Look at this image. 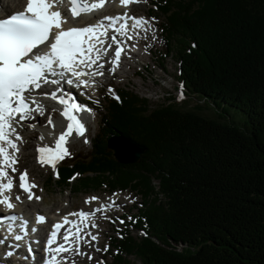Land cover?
Listing matches in <instances>:
<instances>
[{"label":"trees","instance_id":"obj_1","mask_svg":"<svg viewBox=\"0 0 264 264\" xmlns=\"http://www.w3.org/2000/svg\"><path fill=\"white\" fill-rule=\"evenodd\" d=\"M152 6L164 18L166 50L177 42L179 79L203 105L150 107L118 90L88 157L60 163L54 185L142 198L133 227L147 235L111 238L112 264H131V255L141 264H264V0ZM226 107L244 117L242 128L218 115ZM117 134L145 147L138 164H120L108 150Z\"/></svg>","mask_w":264,"mask_h":264},{"label":"snow or ice","instance_id":"obj_2","mask_svg":"<svg viewBox=\"0 0 264 264\" xmlns=\"http://www.w3.org/2000/svg\"><path fill=\"white\" fill-rule=\"evenodd\" d=\"M63 2L64 0H26L23 9L12 14H8L5 8L0 6V17H2L0 18V206H3L8 213H12L16 207L11 196L16 180L13 174L18 173L19 188L27 194L28 200L41 199L32 191L38 185L29 180L27 169L19 171L16 167L19 163V145L25 142L18 128L24 126L22 122L32 121L37 115H43L45 112V106L34 93L51 98L63 106L60 114L67 121L66 126H62L59 134L53 136L52 145H38L36 149L37 162L42 167L50 166L59 178L56 166L65 158L71 157L69 150L71 139L83 137V142L89 143L86 138L88 127L80 113L90 111L62 95L64 89L60 88L61 83L83 88L93 87L96 84L95 77L103 76L105 71L114 73L119 68L122 54H125L129 47L125 41H133L138 37L147 39L149 32L153 33L152 39H156L153 26L155 17H136L127 12L116 16H104L95 24L65 28L64 25L68 20L62 15L59 7ZM106 2L108 0H69L71 15L76 18L91 13L104 7ZM138 2L140 0H120L122 6ZM141 33L145 35L141 36ZM131 47H135V44ZM145 47L147 49V45ZM110 51L112 58L106 59ZM106 63L111 67L106 69ZM49 85H55L56 88L47 90L45 86ZM183 88L184 85L181 83V91L177 97L179 100L184 98ZM108 92L120 102V97L114 94L111 87ZM47 125L52 129L56 128L50 115L47 118ZM27 126L35 127L34 124ZM39 139L43 141L44 135L42 134ZM72 179H75V176ZM115 196L117 194L113 193V197ZM99 199L98 196H91L85 200V203L91 204ZM15 201L22 202L21 196L16 195ZM114 208L120 209L122 206L109 197L108 203H100L92 211L81 209L63 216L62 222L52 225L44 248L45 256L42 264H69L68 256L62 255L65 253L87 255V258L92 260L91 255L81 251V245H90L92 241H98V234L93 235L91 231L86 230L99 227L94 222L98 213H107ZM104 218L111 220L112 223L118 220L121 225L125 224V221L119 217L112 220L105 215ZM4 219L13 222L22 221V228L28 224L22 215L9 214L0 217V222ZM128 220L135 223L131 216ZM45 222L46 217L37 214L36 223ZM65 225L68 227L65 228ZM61 229H64L63 233ZM6 231L9 235H13L15 241L23 239L21 235L13 234L12 224L7 226ZM31 232H37V228L32 227ZM119 233L118 229L117 234ZM142 234L147 235V233ZM58 237L62 242H58ZM85 237H90V241ZM0 243H3V240H0ZM95 250L101 251L98 247ZM107 250L108 246L105 245L103 251ZM28 252L32 254L34 250L28 248ZM6 255L12 256L13 252L9 251ZM71 264H75V261ZM98 264H104V261L101 260Z\"/></svg>","mask_w":264,"mask_h":264},{"label":"rangeland","instance_id":"obj_3","mask_svg":"<svg viewBox=\"0 0 264 264\" xmlns=\"http://www.w3.org/2000/svg\"><path fill=\"white\" fill-rule=\"evenodd\" d=\"M150 1V0H146ZM156 2V0H152V2ZM141 4V5H140ZM139 5V6H138ZM137 6H135L133 9L135 11H138L140 14L141 13H150L151 16H156L155 17V22H154V28H155V33L154 35L156 36V39H152L153 33L149 32L147 33L149 36V39L147 40V48L150 49L152 48V52L149 53L147 51H142L141 58L138 59L140 61L139 65L132 64L129 68L128 66H122L120 71L116 69V71L113 73L116 75L115 77L112 76H106L107 79H109V86H104V90L101 93L96 94V97L93 96L92 94H88V97L90 100H93V105H89L91 109H93L95 112L93 115H95V121L91 125L92 128L90 129L88 136L86 137L89 140V143L85 144L83 142L84 139L80 140V138H75L76 141L72 143V145H69V150L71 152V157L65 158L63 161L60 162H70L73 161L76 157L79 158H86L89 155V152L91 150V145H92V139H94L98 133H99V127H98V122L100 120V117L102 114H104V107L106 105V101L113 98V94L108 92L109 87H111L114 91L125 89L129 92H132L139 96L140 98H145L147 99L150 107H156L159 105H162L163 103H177L181 108L183 109H193L196 106H202L203 102L200 98L192 96L186 89L185 87L183 88V94L184 98L182 100L177 99L179 92L181 91L180 85H181V79H179V68L182 66L181 60L178 59V56L176 55V47H177V42L176 43H171L173 47H169L166 50V44H165V39L164 36L160 30V25L163 23V16L158 13L157 11L154 10V8L147 6L146 2L143 0V2L138 3ZM152 11V12H151ZM157 26V27H156ZM175 45V48H174ZM170 50V52H169ZM186 51V50H185ZM139 58V57H138ZM143 65V66H142ZM144 65H146V69H144ZM124 69V70H123ZM147 70H152V74L148 73ZM124 71H126L124 76H120ZM136 71L137 76H133L132 72ZM119 72V73H118ZM126 76V77H125ZM128 76V77H127ZM139 76V77H138ZM129 80V81H128ZM106 84V83H104ZM183 84V83H182ZM97 96H100L99 99H97ZM92 98V99H91ZM168 100H170L168 102ZM224 107V106H223ZM228 109V107H226ZM225 109V110H226ZM213 111H215L213 109ZM204 113H208V111H204ZM218 115L224 118L225 123H233L235 126L242 128L245 119L242 115H240L237 111L233 109H228L226 112H218ZM52 117V115L50 114ZM55 118H57L54 115ZM63 117L59 115L58 118ZM57 119H53V121H57ZM47 124H42V125H37L39 126L40 129H43L44 126ZM27 126V125H26ZM25 126L26 131L23 132L22 136L26 140V143H29L31 145V148L28 150H21L20 152V159L19 163L17 164V168L23 171L24 169H27L28 173L31 174L32 178H30L31 181L35 182L38 187L35 188L37 191V195L41 199L36 200L33 198L32 204L35 205V209H32V212H36L38 214H42L45 216L51 217L52 215H60V213L67 212H73L72 210L78 211V210H85L87 209L88 211H92L94 208V202L91 204H86L85 200L91 196H99L102 198L103 201H106L108 196H106L108 193L107 191L104 190H99V191H84L81 193H72L70 191V188H59L57 185H54V179H52L53 176V170L50 166L45 165L41 166L37 162V157L38 153L36 151L37 146H43L44 144L52 145L54 142L52 141H41L39 138L36 139H31L29 137L30 133H33L29 130V127ZM51 130L50 126H46L45 129L41 130ZM40 131V130H39ZM60 131V129H59ZM88 132V131H87ZM87 135V133H86ZM27 136V137H26ZM80 140V141H79ZM31 153L33 156H29V158H25L24 154ZM22 155V156H21ZM24 155V156H23ZM23 163V164H22ZM24 165V167L22 166ZM58 165V164H57ZM18 178V175L16 176ZM50 178L51 184L47 183V180ZM76 180H74V184L76 183ZM157 187V182L154 181L153 183ZM43 187V189L41 188ZM14 189H18L23 191L22 189L19 188V182L15 183V186L11 192L13 196L15 197ZM128 193V195H134L136 194L132 192H122L121 195L125 196ZM27 194H24V198ZM137 198L133 200H126V199H121L123 203V211L125 213H130L133 214L130 209H132L130 204H133L132 207L135 208H141L143 206L142 204V198L139 196H136ZM25 201H31L28 200V198L25 199ZM132 201V202H130ZM159 203V202H158ZM97 204V203H96ZM144 209V206L142 207ZM85 210V211H87ZM120 213V210L116 209ZM74 211V212H75ZM112 211V213L110 212ZM116 211H114L116 213ZM122 211V210H121ZM130 211V212H129ZM59 213V214H58ZM66 215V214H65ZM109 217H111L112 220H115L114 217H117V214L115 215L113 213V210H109L107 214H105ZM103 214H97L95 217V223L99 226L98 228H89V231L93 235L98 234V241H92L91 245L85 244L86 248L84 251L89 255L93 257L92 260H89L87 258V255L85 256H79L76 260L74 257H72L69 260V264H71L72 261H75V264H98L99 261L103 260L104 264H112V257L111 253L109 250L106 252L103 251L105 248V245L108 246L109 248V242L111 241V238L114 236H117L116 231L119 230H124L126 229V224L128 222L127 219H123L125 221V224L121 225L118 220H116L115 223H112L111 220L105 219ZM30 219V217H28ZM28 219V220H29ZM130 228L128 229L130 232V235L133 236L134 238H141L145 237L143 232L140 230V228L136 229L133 228L132 226H129ZM93 230V231H92ZM120 237V235H119ZM117 237V238H119ZM85 239L90 241V237H85ZM96 247L100 248L101 251L97 252L95 249ZM73 256V255H72ZM128 260L131 264H141L136 257L134 256H129Z\"/></svg>","mask_w":264,"mask_h":264},{"label":"bare ground","instance_id":"obj_4","mask_svg":"<svg viewBox=\"0 0 264 264\" xmlns=\"http://www.w3.org/2000/svg\"><path fill=\"white\" fill-rule=\"evenodd\" d=\"M25 1L26 0H0V6H3L4 8H5V10H6V12L8 13V14H12V13H14V12H16V11H20L21 9H23V6H24V4H25ZM67 5H68V0H64V2L60 5L62 8H63V11H66V9H67ZM138 5V4H137ZM136 5V6H137ZM141 5V4H140ZM139 6V5H138ZM135 7V6H133V5H128V6H122L121 4H120V0H108V2H106V4H105V6L104 7H102V8H100V9H98V10H95L94 12H97V11H100L99 13H98V15L95 17L96 19H101L102 17H104V16H116V15H119V14H121L122 12H124L125 10H127L128 12H132L133 10H135V9H133V8ZM138 12V11H137ZM140 14V13H139ZM84 14H82L81 16H83ZM139 17H145V18H147V17H151V14L148 12V13H141L140 15H139ZM80 21V19H78L77 20V22H79ZM65 25H67V23L65 24ZM130 34H134V33H130ZM143 35H145L144 33H141V36H143ZM149 39V36H148V34H147V39H142L141 38V40H143L142 41V45L145 47V45H146V43H147V40ZM152 48H150V49H146V47H145V51H147V52H149V53H151L152 51ZM139 56H137V55H130V58H128V59H125V62H122L121 61V63H120V66H119V68H121L122 66H130V63L131 62H134V59H136V58H138ZM112 58V52H109V56L106 58V59H111ZM111 67V65H107V66H105V68L107 69V68H110ZM144 69H146V66L144 67ZM124 70V69H123ZM147 72L148 73H151L152 74V70H147ZM125 73H126V71H124L120 76H124L125 75ZM116 76V75H114L113 73H110V72H108V71H105V74L103 75V77H104V83H108L109 82V79H107L106 78V76ZM132 75L133 76H137V72L136 71H133L132 72ZM126 77V76H125ZM128 77V76H127ZM139 77V76H138ZM129 81V80H128ZM80 93H79V96H73V95H71V94H69V93H67V94H64L66 97H68L69 99H71V100H74L75 102H77V103H79V104H81V105H83L86 109H91L90 107H89V105L91 104V106L93 105V100H90L89 99V97H88V94L90 95V93H88L86 90H83V89H79L78 90ZM101 92H103L102 90L101 91H99V90H97V94L98 93H101ZM100 98V96H97V99H99ZM92 99V98H91ZM89 104V105H88ZM47 106V108H46V110H47V114L45 115V116H41V117H35V119L34 120H32V121H30L29 123H27V124H23L24 126L23 127H19L18 128V131L20 132V134L22 135L23 134V132L24 131H26V130H24L25 129V126L26 125H28V124H34L35 126H37V125H42V124H47V118H48V116L50 115V114H54V110H55V108L53 107V106H48V105H46ZM61 115V114H60ZM85 121H90L89 119H85ZM54 123L56 124V128L55 129H52L51 128V130H44V131H39V130H36L35 131V129H33V130H30L31 132H33V131H35V132H33V133H30L29 134V137L31 138V139H36V138H39L42 134L44 135V137H45V139H44V141H52V142H54V140H53V136H55V135H58L59 134V129L61 130V127L62 126H66V123H67V121L64 119V117H63V119L60 117V118H58V120L57 121H54ZM27 127V126H26ZM50 133H51V135H50ZM27 137V136H26ZM75 138H80V137H75ZM23 139H24V137H23ZM26 139V138H25ZM24 139V141H26ZM19 147H20V152H21V150H28V149H30L31 148V145L29 144V143H26V142H24V143H22V144H20L19 145ZM20 152H19V154H18V156H19V159H20ZM25 155V158H29V156H33V155H35V154H31L30 152L29 153H27V154H24ZM23 155V156H24ZM22 156V155H21ZM23 164V163H22ZM23 167H24V165H22ZM18 170H20V167H19V169ZM14 176H17L18 175V173L17 174H13ZM30 178H32V176H31V174H29V180H30ZM31 181V180H30ZM19 181H18V178H16V180H15V183H18ZM33 192H34V194H35V196L37 195V191H36V189H33L32 190ZM14 193H15V195H20L21 196V200L22 199H24V194H26V193H24L23 191H21V190H18V189H14ZM11 196H12V201H14L15 203H17L16 201H15V197L13 196V194H11ZM32 201L33 200H31V201H24L23 202V204L25 205V208L27 209V210H29V211H31L32 209H35V205H33L32 204ZM103 203H108V202H103ZM85 210H87V209H85ZM18 211V210H17ZM88 211V210H87ZM74 212V211H73ZM76 212V211H75ZM111 213H112V211H110ZM19 213V212H18ZM70 213H72V212H70ZM113 213L116 215V213L113 211ZM36 214H38V213H34V212H30V219L29 218H27V221H28V224L26 225V226H24L23 228L21 227V224L19 225V229L20 230H26V232H25V234L26 235H29L28 233L31 231V228L34 226V223H33V218H35L36 217ZM62 214H66L67 215V212H64V213H60V215H62ZM69 214V213H68ZM98 214H101V213H98ZM28 214H26V216H27ZM42 215V214H41ZM43 216H45V215H43ZM56 216V215H55ZM46 217V220L48 221L47 223H52V221H51V219L52 218H50V217H48V216H45ZM29 219V220H28ZM70 219H76V217H70ZM12 225H13V223H11ZM14 228V227H13ZM86 231H89V229H87ZM91 245V244H90ZM86 245L85 244H82L81 245V251H84L85 250V247ZM72 257H74L76 260H78L77 258H79V256L78 255H71V254H68V259H71Z\"/></svg>","mask_w":264,"mask_h":264},{"label":"water","instance_id":"obj_5","mask_svg":"<svg viewBox=\"0 0 264 264\" xmlns=\"http://www.w3.org/2000/svg\"><path fill=\"white\" fill-rule=\"evenodd\" d=\"M107 148L113 153L115 160L124 165L138 164L146 151L144 146L121 134L110 137Z\"/></svg>","mask_w":264,"mask_h":264}]
</instances>
